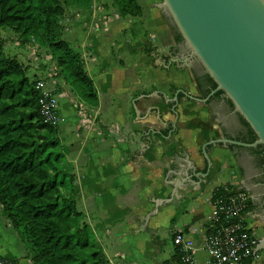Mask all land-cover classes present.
Returning <instances> with one entry per match:
<instances>
[{
  "label": "crops",
  "instance_id": "crops-1",
  "mask_svg": "<svg viewBox=\"0 0 264 264\" xmlns=\"http://www.w3.org/2000/svg\"><path fill=\"white\" fill-rule=\"evenodd\" d=\"M119 1H129L139 11L123 14ZM161 2L90 0L85 8L65 6L58 17L61 38L83 58L96 106L76 109L71 104L75 110L67 113L71 101L65 89L71 87L58 76L55 60L34 74L42 73L47 80H38L57 93L63 116L57 130L60 165L74 175L76 208L110 264H168L176 232L193 239L196 260L203 262L214 188L230 184L263 192L264 169L257 161L262 153L256 147L210 143L246 140L248 128L230 100L213 96L199 62L193 65L188 58L189 67L179 62L190 51ZM25 45L32 55L39 50L36 42ZM143 50L153 64L145 62ZM169 50L174 51L167 56ZM171 57L179 59L168 68L156 61L167 63ZM258 236L264 239V234ZM0 255L14 264H35L1 205ZM262 259L250 264H264Z\"/></svg>",
  "mask_w": 264,
  "mask_h": 264
},
{
  "label": "trees",
  "instance_id": "trees-1",
  "mask_svg": "<svg viewBox=\"0 0 264 264\" xmlns=\"http://www.w3.org/2000/svg\"><path fill=\"white\" fill-rule=\"evenodd\" d=\"M89 3L90 0H0V28L12 29L23 43L33 41L48 49L60 68L58 76L86 104L96 106L95 88L84 69L83 58L61 38L58 22L65 6L85 8ZM118 9L123 14L139 11L129 1H119ZM35 83L28 78L21 62L4 55L0 42L3 213L35 264H110L76 208L74 175L59 165L63 155L55 151L60 146L58 127L43 122ZM222 93L218 90L213 96ZM244 123L249 129L245 141L251 143L256 139L255 134ZM256 150L264 153L262 146Z\"/></svg>",
  "mask_w": 264,
  "mask_h": 264
},
{
  "label": "water",
  "instance_id": "water-1",
  "mask_svg": "<svg viewBox=\"0 0 264 264\" xmlns=\"http://www.w3.org/2000/svg\"><path fill=\"white\" fill-rule=\"evenodd\" d=\"M160 7L171 18L190 56L216 84L212 93L221 90L256 137L251 143L230 138L210 143L264 148V0H162ZM178 59L156 61L168 68ZM182 59L189 67L188 57ZM173 99L177 102L176 95ZM133 106L138 113L134 102ZM204 156L209 163L205 149ZM158 204L155 201L156 208ZM263 248L264 239L255 252Z\"/></svg>",
  "mask_w": 264,
  "mask_h": 264
},
{
  "label": "built area",
  "instance_id": "built-area-1",
  "mask_svg": "<svg viewBox=\"0 0 264 264\" xmlns=\"http://www.w3.org/2000/svg\"><path fill=\"white\" fill-rule=\"evenodd\" d=\"M39 113L43 122L59 127L63 116L57 109V93L48 88L43 80H37ZM77 107L82 102L70 98ZM251 198L248 191L234 185L222 184L214 188L211 197V211L206 217L202 249L207 255L203 262H197L193 239L184 232L172 237L174 257L168 264H243L260 258L255 252L260 237L257 225L252 221ZM0 264H14L0 255Z\"/></svg>",
  "mask_w": 264,
  "mask_h": 264
},
{
  "label": "rangeland",
  "instance_id": "rangeland-1",
  "mask_svg": "<svg viewBox=\"0 0 264 264\" xmlns=\"http://www.w3.org/2000/svg\"><path fill=\"white\" fill-rule=\"evenodd\" d=\"M0 42H2L4 55L9 56V57H17L18 56V58L20 59V62H22V64L27 66V68H28L27 69V75L29 76V79L31 81L36 82L39 78H42L43 80H47L43 76L42 73H40V75H34V74L36 71H39V70H41V72H42V70L44 71L46 69L47 65L50 66L52 57L50 56L48 49H46L45 47L39 46V50H37V52H34V55H32L31 53L28 52L30 48L29 49L26 48L25 44H27V43L21 42L19 35L8 27L0 28ZM28 43L32 44L34 42L31 41ZM172 51H174V50H172ZM172 51L171 50L167 51L166 52L167 56L171 55ZM29 55H31V56H29ZM141 55H142V57L145 56L144 60L146 63H150V64L154 63L153 57L150 55L148 50L141 51ZM36 73H38V72H36ZM68 85L71 87V89L69 90L66 87L65 90H67V92L69 93V97L73 98L79 102H82L85 105L86 103L78 96V94L74 91L73 87L70 84H68ZM71 104L74 105L72 102H70L69 105L68 104L65 105L67 113H69V114H71V112L73 110H75L74 107L76 108L75 105L73 107ZM55 151L61 152V146H59ZM60 167H62V166L60 165ZM259 254H260V258L258 260H259V263H261L263 261L262 257L264 256V251L263 250L259 251Z\"/></svg>",
  "mask_w": 264,
  "mask_h": 264
},
{
  "label": "flooded vegetation",
  "instance_id": "flooded-vegetation-1",
  "mask_svg": "<svg viewBox=\"0 0 264 264\" xmlns=\"http://www.w3.org/2000/svg\"><path fill=\"white\" fill-rule=\"evenodd\" d=\"M175 54H176V56L180 57L182 53L176 52ZM182 56L188 57L192 61L193 65L199 64L195 57H190L189 52H185L184 54H182ZM182 56L180 57V61H179L180 63H183L182 62V60H183ZM206 77L208 79L206 80V78H205V81L209 82L212 85L211 90H214L216 87V84L213 82L212 79L209 78L208 74ZM214 84H215V86H214ZM219 99L220 100L223 99L226 101L229 100L223 93L220 95ZM248 131H249V129H248ZM236 140L245 141V139H241V138H238ZM257 161L259 164H262V167L264 169V153H262L261 156L258 157ZM262 189H263L262 193H257L255 191L251 190L252 192H249V194H250V198H251L250 211L252 212V215H253L252 221L257 225V227H258L257 231L259 233L264 234V185L262 186Z\"/></svg>",
  "mask_w": 264,
  "mask_h": 264
}]
</instances>
